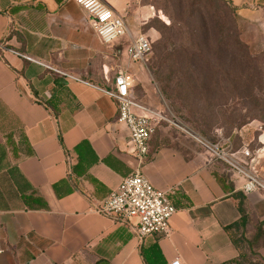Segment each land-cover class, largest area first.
Wrapping results in <instances>:
<instances>
[{
  "label": "crops",
  "instance_id": "1",
  "mask_svg": "<svg viewBox=\"0 0 264 264\" xmlns=\"http://www.w3.org/2000/svg\"><path fill=\"white\" fill-rule=\"evenodd\" d=\"M134 37L155 42L141 0H101ZM244 24L262 29L264 0H230ZM76 0H0V264H226L239 256L225 227L241 218L235 194L264 222V191L223 173L211 154H190L154 137L143 164L152 185L177 208L171 234L142 242L100 213L138 167L129 132L107 94L127 70L132 95L148 105L142 64L129 38L106 44ZM10 138V141H9ZM252 219V221H253Z\"/></svg>",
  "mask_w": 264,
  "mask_h": 264
},
{
  "label": "rangeland",
  "instance_id": "2",
  "mask_svg": "<svg viewBox=\"0 0 264 264\" xmlns=\"http://www.w3.org/2000/svg\"><path fill=\"white\" fill-rule=\"evenodd\" d=\"M141 2L150 7L152 19L173 26L164 36L158 32L142 64L148 90L136 92L143 91L151 103L132 95L166 119L152 139L159 135L162 144L190 154H206L199 137L223 151L247 150L251 157L239 154L237 161L264 182V23L259 30L250 27L218 0ZM159 61L166 63L156 66ZM217 165L225 174L234 173L222 161ZM256 224L253 219L248 237ZM236 235L245 243L240 231ZM246 248L241 263L264 264V248L255 253Z\"/></svg>",
  "mask_w": 264,
  "mask_h": 264
},
{
  "label": "built area",
  "instance_id": "3",
  "mask_svg": "<svg viewBox=\"0 0 264 264\" xmlns=\"http://www.w3.org/2000/svg\"><path fill=\"white\" fill-rule=\"evenodd\" d=\"M76 1L92 17L93 29L102 42L110 44L122 38H129L130 61L135 64L145 62L152 48L150 39L143 34L134 37L125 20L101 0ZM107 94L117 105V121L124 124L129 132L132 154L138 160L139 167L124 178L119 188L110 194L102 204L100 213L126 224L141 242L148 237L168 236L171 234V221L177 213V208L168 193L152 185L142 166L150 156L149 144L157 124L166 119L133 99L127 70H120L114 89ZM196 139L211 154L214 161L229 165L235 174L246 180V193L264 191V182L237 161L239 154L250 158L249 151L231 153L229 150L223 151L219 144H210L201 137ZM171 264H180V261L176 260Z\"/></svg>",
  "mask_w": 264,
  "mask_h": 264
},
{
  "label": "trees",
  "instance_id": "4",
  "mask_svg": "<svg viewBox=\"0 0 264 264\" xmlns=\"http://www.w3.org/2000/svg\"><path fill=\"white\" fill-rule=\"evenodd\" d=\"M218 1H222V2H226L231 8L232 10L237 14V9L236 7L233 6V3L230 0H218ZM156 19V18H155ZM152 19L150 20L143 28L144 32H147L151 29L156 30L157 32L161 33L162 36H164V33L168 30H171V27L173 28L172 25L170 26H166L165 24H163L162 22H160V20H155ZM152 42V41H151ZM154 42H152L153 44ZM152 50V48H151ZM166 61H159L158 64L156 63V66H163L165 65ZM114 89V88H113ZM111 89V90H113ZM108 90V91H111ZM10 141V138H9ZM217 163L219 161H216ZM216 178H218V180L224 184H230V175L229 174H225L224 172L221 174H218L216 172H214ZM233 198L238 202V209L239 212L241 214V218L236 221L235 223L225 227L226 232L229 234L233 244L236 246V248L239 251V256L237 259L232 260L226 264H243L241 263V260L245 257L246 253H245V247L246 251L249 250L248 253H255L257 252L258 248L263 249L264 248V222H259L256 225H254L255 228V234L252 237H248L247 236V228L250 225H253V221H252V217L250 215V213L247 211L246 209V202H247V197L244 196L243 194H235L233 196ZM237 231L241 232V236L242 239H244V242H242V240L240 238L237 237L236 233ZM152 252L154 253L157 261L159 264H165V260L161 254V251L159 250L157 245H154L152 247Z\"/></svg>",
  "mask_w": 264,
  "mask_h": 264
}]
</instances>
